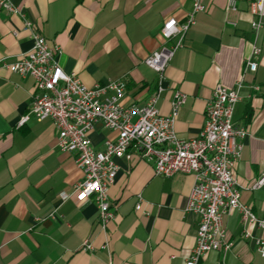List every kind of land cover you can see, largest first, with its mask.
Segmentation results:
<instances>
[{
  "label": "crops",
  "instance_id": "crops-1",
  "mask_svg": "<svg viewBox=\"0 0 264 264\" xmlns=\"http://www.w3.org/2000/svg\"><path fill=\"white\" fill-rule=\"evenodd\" d=\"M11 1L22 15L0 7V264H184L199 220L184 210L193 176L157 175L151 162L133 154L115 158L118 171L109 188L114 215L102 226L93 200L72 194L82 171L75 154L58 147L52 120L31 117L19 124L34 80L5 65L33 45L31 30L24 28L27 20L58 47L65 72L76 73L90 87L123 79L122 104H145L157 79L144 59L160 46L166 20L186 21L191 0ZM201 3L204 11L196 13L165 69L157 107L168 114L173 92L184 93L173 127L179 138L196 137L212 89L240 82L233 121L248 134L236 182L241 202L264 217V185L251 187L264 170V30L251 27L250 0H236L235 10L227 7L228 0ZM250 60L257 63L254 71ZM88 135L101 149L116 133L98 122ZM224 227L230 248L206 253L200 264H264L254 245L253 238L261 235L254 224L244 225L232 210L224 216ZM85 240L90 249H84Z\"/></svg>",
  "mask_w": 264,
  "mask_h": 264
},
{
  "label": "built area",
  "instance_id": "built-area-1",
  "mask_svg": "<svg viewBox=\"0 0 264 264\" xmlns=\"http://www.w3.org/2000/svg\"><path fill=\"white\" fill-rule=\"evenodd\" d=\"M191 2L184 23L178 24L174 18L163 23L160 46L144 59V64L156 74L157 83L142 105L122 104L123 79L90 87L76 73L65 72L56 57L58 47L49 44L26 20L24 28L31 30L33 45L17 61L5 65L9 71L29 75L34 80V91L19 124L31 117L38 121L52 120L57 129L58 147L74 153L75 163L82 171V179L73 186L72 194L80 201L93 200L102 226L114 215L109 196V188L118 171L114 159L133 154L151 162L157 175L171 176L181 172L194 178L184 210L197 214L199 220L194 245L184 258V264H200L206 253L230 248L231 243L225 239L224 216L232 210L240 213L244 225L252 223L261 231L253 241L257 252L264 257V217L256 216L241 202L235 175L242 141L248 134L247 127L233 121L234 108L240 100V82L231 87L218 84L212 89L205 105L204 123L196 137L179 138L173 127L177 109L186 100L184 93L173 92L168 114H161L157 107L163 92L161 82L165 69L182 46L185 32L195 23L196 13L205 9L201 0ZM0 7L8 14L22 15L11 0H0ZM227 7L235 10L236 0H228ZM249 11L253 16L251 27L264 30V0H250ZM176 35L178 39L169 44ZM247 64L249 70L256 69V62L250 60ZM98 122L116 133L115 138L104 141L101 149L94 148L88 135ZM262 185L264 170L251 187ZM67 196L61 193V198ZM135 209H141L140 202ZM83 247L90 249L91 246L85 240Z\"/></svg>",
  "mask_w": 264,
  "mask_h": 264
}]
</instances>
